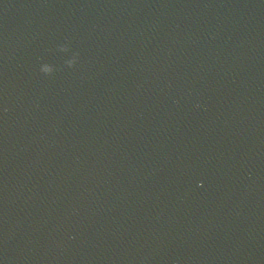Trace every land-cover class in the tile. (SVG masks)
Wrapping results in <instances>:
<instances>
[{
	"label": "water",
	"instance_id": "obj_1",
	"mask_svg": "<svg viewBox=\"0 0 264 264\" xmlns=\"http://www.w3.org/2000/svg\"><path fill=\"white\" fill-rule=\"evenodd\" d=\"M0 264H264V0H0Z\"/></svg>",
	"mask_w": 264,
	"mask_h": 264
}]
</instances>
